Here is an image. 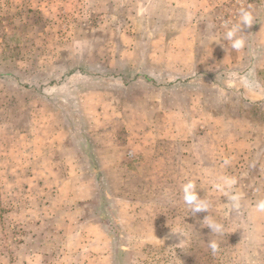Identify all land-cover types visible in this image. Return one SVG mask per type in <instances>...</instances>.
Returning a JSON list of instances; mask_svg holds the SVG:
<instances>
[{
    "label": "rangeland",
    "instance_id": "374dc122",
    "mask_svg": "<svg viewBox=\"0 0 264 264\" xmlns=\"http://www.w3.org/2000/svg\"><path fill=\"white\" fill-rule=\"evenodd\" d=\"M262 199L264 0H0V264H264Z\"/></svg>",
    "mask_w": 264,
    "mask_h": 264
},
{
    "label": "clouds",
    "instance_id": "9594fccd",
    "mask_svg": "<svg viewBox=\"0 0 264 264\" xmlns=\"http://www.w3.org/2000/svg\"><path fill=\"white\" fill-rule=\"evenodd\" d=\"M238 18L237 21L231 26L228 27L226 25V32L224 34V39L230 42V46L234 50H241L245 47L246 41L242 34L243 27H250L254 24V17L251 11L240 8L237 14ZM245 86L251 88V82L245 80ZM225 163L227 164L228 161L226 160ZM236 184L235 178H228L222 177L221 182L216 184V189L223 193L225 197H227V201L230 207L233 210H238L240 208V197L238 194L232 193V187ZM182 193H183V200L184 202L190 206V209L193 213L207 211L208 204L201 198L198 197L196 191V184L193 181H189L182 185ZM257 213H264V199L259 200L253 209ZM205 219H208L207 217ZM208 228L211 229L212 232L220 234L223 232V226L217 224L215 222L209 223ZM159 240V239H158ZM182 241L179 242V244ZM208 247L211 249L212 253L215 254L218 251V244L214 240H210L207 243Z\"/></svg>",
    "mask_w": 264,
    "mask_h": 264
},
{
    "label": "crops",
    "instance_id": "0c3cea01",
    "mask_svg": "<svg viewBox=\"0 0 264 264\" xmlns=\"http://www.w3.org/2000/svg\"><path fill=\"white\" fill-rule=\"evenodd\" d=\"M176 38H178L177 36L173 37V38H164L165 42L164 44L166 43V46H170V45H173L175 43V40ZM172 54V51L170 52L168 48H166V51L164 53H162V55L160 56V59L165 61V65L168 67V64L170 63V61L172 60V57H169L168 55ZM172 65V64H171ZM183 72V71H182ZM188 72V71H186ZM174 73V72H173Z\"/></svg>",
    "mask_w": 264,
    "mask_h": 264
},
{
    "label": "trees",
    "instance_id": "16d2710c",
    "mask_svg": "<svg viewBox=\"0 0 264 264\" xmlns=\"http://www.w3.org/2000/svg\"><path fill=\"white\" fill-rule=\"evenodd\" d=\"M96 183H97V181H96Z\"/></svg>",
    "mask_w": 264,
    "mask_h": 264
}]
</instances>
